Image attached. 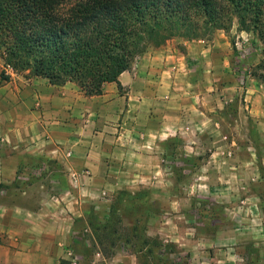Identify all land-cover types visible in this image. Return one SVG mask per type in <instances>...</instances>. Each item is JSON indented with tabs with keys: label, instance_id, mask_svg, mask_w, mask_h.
<instances>
[{
	"label": "crops",
	"instance_id": "1",
	"mask_svg": "<svg viewBox=\"0 0 264 264\" xmlns=\"http://www.w3.org/2000/svg\"><path fill=\"white\" fill-rule=\"evenodd\" d=\"M233 57L223 30L206 41L171 39L139 56L119 76L120 87L107 83L95 96H86L74 83L57 86L28 76V71L14 72L0 58V264H81L74 263L72 255L82 259L80 250L93 246L90 212L121 189L168 186L158 176L168 168L163 163L166 141L186 124L222 122L216 112L223 104L239 98L255 123L256 138L264 142V84L251 75L239 81ZM207 128L184 131V155L205 153L199 144L210 132ZM232 150V159L202 163L203 184L189 182L193 191L207 186L213 194L198 192L188 199L203 198L225 207L253 199L258 211L251 219L264 222V178L257 172V148L249 153V148ZM223 151L228 150H210V157ZM261 166L264 169V149ZM245 186L250 192L235 194ZM172 199L183 201L180 195ZM216 227L210 228V236L192 238L177 226L172 236L177 260L236 264L235 259L245 258L240 245L235 253L218 247L242 242L248 234L227 230L221 222ZM258 238L264 241L263 235L252 240ZM102 263L148 264L124 251L102 257Z\"/></svg>",
	"mask_w": 264,
	"mask_h": 264
},
{
	"label": "trees",
	"instance_id": "2",
	"mask_svg": "<svg viewBox=\"0 0 264 264\" xmlns=\"http://www.w3.org/2000/svg\"><path fill=\"white\" fill-rule=\"evenodd\" d=\"M235 19L264 47V0H0V58L14 72L95 96L107 83L120 87L119 76L149 47L203 39ZM250 75L264 84V59ZM108 211L107 224L118 215L115 201ZM97 215H88L93 247L107 227L96 226Z\"/></svg>",
	"mask_w": 264,
	"mask_h": 264
},
{
	"label": "rangeland",
	"instance_id": "3",
	"mask_svg": "<svg viewBox=\"0 0 264 264\" xmlns=\"http://www.w3.org/2000/svg\"><path fill=\"white\" fill-rule=\"evenodd\" d=\"M231 29H236L237 32L233 33ZM223 31L227 35L234 55L233 61L236 66L234 72L237 74L239 81H244L245 77L250 75L257 64L254 60L257 58H259V61L264 59V47L251 32L239 30L236 19L227 30ZM213 34L203 37L202 40L211 39ZM238 38L239 40H247V53L244 55L236 48L235 42ZM139 56L133 62H136ZM216 114L222 119V122H208L202 125L186 124L181 130L178 129L175 138L166 141L163 163L168 168H165L158 176L161 177L162 175L164 177L163 181H168V186L142 188L135 192L121 189L98 205L95 209L98 213L95 224L99 227L104 225L107 227L104 230L98 229L101 242L99 245L96 244L93 247L90 244L85 249L80 250L82 255L81 264H104L102 263V257L105 258V256L122 251L138 254L148 264H175L179 260L176 257L175 240L172 239V236H175L177 226L183 227L190 234V237L194 238L198 236L196 234L210 236V228L216 227L219 222L227 225V230L244 232L248 235L242 242L232 241L233 245L224 244L218 249L228 248L231 249V253H235L234 248L240 245L242 247L240 255L245 258L242 260L235 259L236 264H264V241L259 238L252 240L261 237V235L264 236V231L259 230V222L261 226H264V222L261 219H257V221L251 219L258 211L256 200L243 198L238 203L228 204L225 207L223 204L204 200L203 198L197 201L188 199L189 194L193 196L198 192L201 196L213 194L215 190L209 189L207 186L197 187L193 191V188L189 186V182L195 183L198 181L203 184L206 171L201 168L202 163L209 158L217 161L224 159V162L225 159H232L234 157L233 148H249L248 153L251 152L252 147L257 148L256 164L257 167L259 166L257 172L261 178H264V169L261 166V151L264 149V142L256 138L255 123L249 118L247 111L241 108L239 98L231 103L223 104V107L218 109ZM205 125L208 126L207 130L210 132L204 133L203 140L199 144L203 147L205 153L196 157L184 155L183 152L184 150L186 152L188 146V143H186L187 135L184 134V131H192L193 129V132L199 133L201 132V126L204 128ZM206 136L210 138L208 139ZM204 137H206V141ZM214 149H226L228 151L224 152V150L220 154L210 157V150ZM240 157L247 159L246 155H240ZM211 175L214 176V174ZM28 180L26 179L24 182ZM250 181L253 182L254 179L250 178ZM122 192H137L139 194L138 198L129 199ZM247 192L250 191L247 190L246 186L238 187L235 190V194L239 195ZM175 195H180L181 201H183L176 203L175 199H172ZM119 200L122 203L117 205ZM114 201L116 202L118 215L111 218L110 223L107 224L104 213L109 212V206ZM234 212H238L241 217H237ZM219 214L222 218L218 217ZM87 239L90 241V238ZM93 240L94 238L92 242H95ZM96 252H99L101 256L96 257ZM177 264H188L187 258L180 260Z\"/></svg>",
	"mask_w": 264,
	"mask_h": 264
},
{
	"label": "built area",
	"instance_id": "4",
	"mask_svg": "<svg viewBox=\"0 0 264 264\" xmlns=\"http://www.w3.org/2000/svg\"><path fill=\"white\" fill-rule=\"evenodd\" d=\"M235 45H236V48L240 51V53L242 54V55H244V54H246L247 53V47H248V44H247V40L246 39H242V40H239V38L237 39V41L235 42ZM41 168H36V170H34V174H36V173H39V170H40ZM28 176H29V174L26 176V175H24L23 176V180H26V179H28ZM95 256L96 257H100L101 255H100V253L99 252H96L95 253ZM72 258H73V262L74 263H77V261L79 262L80 261V259H81V257L79 256V255H72Z\"/></svg>",
	"mask_w": 264,
	"mask_h": 264
}]
</instances>
